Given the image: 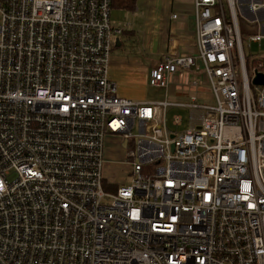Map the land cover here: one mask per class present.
Returning <instances> with one entry per match:
<instances>
[{
    "label": "built area",
    "instance_id": "1",
    "mask_svg": "<svg viewBox=\"0 0 264 264\" xmlns=\"http://www.w3.org/2000/svg\"><path fill=\"white\" fill-rule=\"evenodd\" d=\"M110 10L0 0V264H264V0H192L194 52L168 36L149 77L187 102L118 95ZM108 138L130 162L106 190Z\"/></svg>",
    "mask_w": 264,
    "mask_h": 264
},
{
    "label": "rangeland",
    "instance_id": "2",
    "mask_svg": "<svg viewBox=\"0 0 264 264\" xmlns=\"http://www.w3.org/2000/svg\"><path fill=\"white\" fill-rule=\"evenodd\" d=\"M144 1L139 0L133 10L119 8H111L110 10V21L113 26H127L124 28L127 31L120 34L123 42L122 47L113 49L112 53L120 55L122 60L126 62V66L130 69V75L126 79V82L134 85V87H136V84L145 82L143 77L145 70L153 66L154 62H156V57L148 55L141 45L144 32L147 29L146 22L148 21V16L159 13L161 18L163 15L164 19H166L171 12L178 14L180 9L186 10L187 12L191 10L192 14V0H150L149 3H146L147 5L144 4ZM248 33L253 34L254 32L249 31ZM251 50L258 54L262 53L263 43L260 47L251 45ZM204 83L206 84V81ZM142 90L146 92L145 99L160 100L163 98L164 89L149 85ZM168 95V98H172L171 93L168 92ZM198 96L201 97V93ZM174 114L180 115L183 119L179 126L174 125L172 122V116ZM188 115V109H172V111L167 112L166 121L170 130H184L187 127ZM115 140L108 138L105 143L106 150L102 173L105 180L104 189L106 190L108 189V182L113 183V187H116L118 184H128L127 182L129 181L127 176L130 160L125 157V153L119 150L120 148Z\"/></svg>",
    "mask_w": 264,
    "mask_h": 264
},
{
    "label": "crops",
    "instance_id": "3",
    "mask_svg": "<svg viewBox=\"0 0 264 264\" xmlns=\"http://www.w3.org/2000/svg\"><path fill=\"white\" fill-rule=\"evenodd\" d=\"M150 0H145L144 4L149 3ZM192 4V3H191ZM147 5V4H146ZM177 18L174 21L170 20V15L175 12H171L169 17L164 19L162 18L159 13L156 15H149L147 24V29L144 32L143 39H142V48L148 55H153L156 57L155 64L161 62L166 55L167 51L170 49L168 48V36L172 35L175 36L177 43H176V50L177 52H185V53H193L194 52V18L191 14V10L187 12L186 10H179ZM162 19V20H161ZM193 19V20H192ZM127 30L124 29L123 33ZM121 36H115L114 44L111 50V60L109 65V76L115 82L117 87L118 95L131 99L133 101L139 103H154L164 100L165 98L171 101H178V102H187L190 100V96L193 94L192 91H179L175 85L177 80V75L174 77V83L169 84L167 89H164L163 98L160 100H148L145 99V89L146 86H149V73L153 66L147 68L144 72V83L134 85L129 84L126 82L130 75V69L126 66V62L122 60L121 56L113 52V49L122 47V40ZM194 74L190 73L189 78H193ZM151 86V85H150ZM162 89V88H160ZM168 92L172 94V98H168ZM179 99V100H175ZM145 101V102H144ZM172 109H182L181 107H169L166 110L165 115V126L169 131L170 130L166 116L167 112L172 111Z\"/></svg>",
    "mask_w": 264,
    "mask_h": 264
},
{
    "label": "trees",
    "instance_id": "4",
    "mask_svg": "<svg viewBox=\"0 0 264 264\" xmlns=\"http://www.w3.org/2000/svg\"><path fill=\"white\" fill-rule=\"evenodd\" d=\"M139 0H111V8L133 10Z\"/></svg>",
    "mask_w": 264,
    "mask_h": 264
},
{
    "label": "water",
    "instance_id": "5",
    "mask_svg": "<svg viewBox=\"0 0 264 264\" xmlns=\"http://www.w3.org/2000/svg\"><path fill=\"white\" fill-rule=\"evenodd\" d=\"M263 74L258 73L257 76L253 79L254 84H263Z\"/></svg>",
    "mask_w": 264,
    "mask_h": 264
},
{
    "label": "bare ground",
    "instance_id": "6",
    "mask_svg": "<svg viewBox=\"0 0 264 264\" xmlns=\"http://www.w3.org/2000/svg\"><path fill=\"white\" fill-rule=\"evenodd\" d=\"M126 27H127V26H126ZM126 27H125V28H126ZM150 71H151V70H150ZM170 136L172 137V136H173V134H171ZM118 185H121V184H118Z\"/></svg>",
    "mask_w": 264,
    "mask_h": 264
}]
</instances>
